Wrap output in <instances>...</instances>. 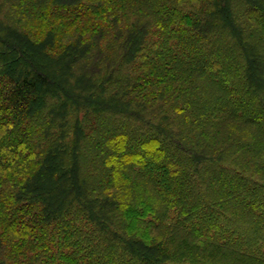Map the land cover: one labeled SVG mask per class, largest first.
Returning <instances> with one entry per match:
<instances>
[{
	"label": "trees",
	"instance_id": "16d2710c",
	"mask_svg": "<svg viewBox=\"0 0 264 264\" xmlns=\"http://www.w3.org/2000/svg\"><path fill=\"white\" fill-rule=\"evenodd\" d=\"M0 264H264V0H0Z\"/></svg>",
	"mask_w": 264,
	"mask_h": 264
}]
</instances>
